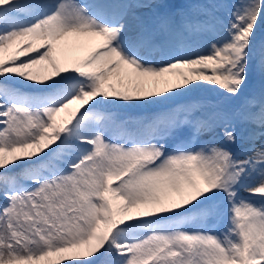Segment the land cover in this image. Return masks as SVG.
Returning a JSON list of instances; mask_svg holds the SVG:
<instances>
[{"label":"snow or ice","instance_id":"obj_1","mask_svg":"<svg viewBox=\"0 0 264 264\" xmlns=\"http://www.w3.org/2000/svg\"><path fill=\"white\" fill-rule=\"evenodd\" d=\"M148 6L0 0V264H264V94L240 153L201 101L161 108L240 95L264 0H191L133 31Z\"/></svg>","mask_w":264,"mask_h":264},{"label":"rangeland","instance_id":"obj_2","mask_svg":"<svg viewBox=\"0 0 264 264\" xmlns=\"http://www.w3.org/2000/svg\"><path fill=\"white\" fill-rule=\"evenodd\" d=\"M84 0H82L83 2ZM240 0H227V6L231 8L233 3H238ZM140 3L148 4V7H137L133 9V13L137 11V15L141 18L143 16L148 17L156 7L160 5V8L164 7L165 5H169L175 9V12L178 13V18L180 19V14L182 12H187L189 10V5L191 0H140ZM135 14V13H134ZM224 9H219L217 15H225ZM131 15V14H130ZM130 15L128 17H130ZM156 16V14H154ZM264 38V24H262L261 32L258 34V39ZM194 42H196V38H193ZM203 47L205 45L203 44ZM257 84L264 85V68H261L258 62V58H253L250 61L249 70H248V79L246 83L243 85L240 95L237 97H225L220 92L212 91L210 89L204 91L195 90L191 93L181 95L182 101L179 104L188 103L190 101L198 100L203 103L202 114H210L216 113L219 116H225L226 118L232 121L236 129L237 135V142L235 144L229 145L232 149L238 146V143L242 141V136L245 135L240 133L238 129L237 122L231 118V115L235 114L240 110L243 106L245 100L251 98L253 96L252 91ZM169 105V104H165ZM162 105V106H165ZM153 109L152 111H155ZM118 111V118L126 119V118H135V113H141L140 115H145L148 112H144L140 109H119ZM140 117V116H139ZM219 132V129H217ZM189 133V129H184L180 133L181 135H187Z\"/></svg>","mask_w":264,"mask_h":264},{"label":"bare ground","instance_id":"obj_3","mask_svg":"<svg viewBox=\"0 0 264 264\" xmlns=\"http://www.w3.org/2000/svg\"><path fill=\"white\" fill-rule=\"evenodd\" d=\"M135 14L133 15H130V17H128V24L130 26V28L133 30V31H136L138 30V28L140 27V25H143L145 27H148V28H152L153 25L152 24H145L144 25V22L141 21L142 19H140V17L136 14L137 11L134 12ZM167 11L164 10V16H167ZM157 24V23H156ZM204 90H208V89H198V91H204ZM261 94H264V85H257L255 88H254V95L253 97H259ZM181 96L179 97H176L174 98L172 101H170L168 104L169 105H165V106H161V108H169V107H174L175 105L179 104V100H180ZM248 100V99H247ZM246 101V100H245ZM246 107H245V102H244V105L242 106V108L239 110L238 113H235L233 114V118L236 119V122H237V125H238V129L242 130V133H247L248 136H249V133L250 131L252 130V126L249 125L248 123H246L244 120H243V114L245 113L246 111ZM254 110V109H253ZM144 112L148 111V110H143ZM209 115H215V114H209ZM136 117H139L138 114L136 113L135 114V118ZM204 139H207L204 137ZM255 143L257 144V146L261 145V144H264V137H259ZM240 147H243L244 149L249 147V143H248V140H247V137H243L242 141L239 143ZM243 149V150H244Z\"/></svg>","mask_w":264,"mask_h":264}]
</instances>
